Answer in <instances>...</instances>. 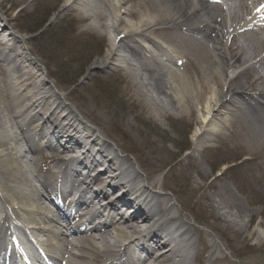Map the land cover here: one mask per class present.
Masks as SVG:
<instances>
[{
	"label": "bare ground",
	"instance_id": "obj_1",
	"mask_svg": "<svg viewBox=\"0 0 264 264\" xmlns=\"http://www.w3.org/2000/svg\"><path fill=\"white\" fill-rule=\"evenodd\" d=\"M73 6L108 33L111 47L97 68L124 69L155 115L163 110L166 117L168 106L188 116L198 111L195 151L227 138L241 156L246 150L243 165L264 153V0H66L57 16ZM8 52H0V258L37 264V254L38 264H47L42 247H34L37 237L57 264H96L98 254L109 255L108 264H232L212 237L193 230L192 240L165 179H155L160 167L137 172L93 117L58 98L32 63L24 61L30 69L23 73ZM72 191V201L65 199Z\"/></svg>",
	"mask_w": 264,
	"mask_h": 264
},
{
	"label": "rangeland",
	"instance_id": "obj_2",
	"mask_svg": "<svg viewBox=\"0 0 264 264\" xmlns=\"http://www.w3.org/2000/svg\"><path fill=\"white\" fill-rule=\"evenodd\" d=\"M65 3L66 0H0L2 29L14 34L3 36L10 42L0 43V52L9 51L26 75L30 69L26 63L32 59L41 79L47 81L48 87L54 86L56 96L93 117L109 139L115 138L124 148L128 159L135 162L134 168L139 166L137 172L160 167L155 179H165L169 188L166 192L174 195L170 197L173 208L192 227V240L197 238L193 234L196 230L212 237L230 263L264 264V190L260 188L264 181V153L243 165L241 162L248 158L246 150L241 156L227 138L216 139L206 152L195 151L192 133L198 111L188 116L168 106L166 117L163 110H157L158 115L151 112L147 97L140 96L135 79L124 69L96 67L111 47L108 33L94 27L86 14L75 12V6L57 16ZM11 37L16 41L14 48L24 57L10 52ZM134 41L152 50L141 38ZM23 62L27 67H23ZM2 66L5 64L0 62ZM191 78L196 85L193 72ZM207 96L204 94V102ZM195 106L197 109V103ZM16 145L25 149L20 141ZM222 152L226 154L224 158ZM40 170L41 175L48 177L44 168ZM205 184H211V188L199 190ZM233 204L235 209L229 207Z\"/></svg>",
	"mask_w": 264,
	"mask_h": 264
},
{
	"label": "snow or ice",
	"instance_id": "obj_3",
	"mask_svg": "<svg viewBox=\"0 0 264 264\" xmlns=\"http://www.w3.org/2000/svg\"><path fill=\"white\" fill-rule=\"evenodd\" d=\"M262 7H264V6H262Z\"/></svg>",
	"mask_w": 264,
	"mask_h": 264
},
{
	"label": "trees",
	"instance_id": "obj_4",
	"mask_svg": "<svg viewBox=\"0 0 264 264\" xmlns=\"http://www.w3.org/2000/svg\"><path fill=\"white\" fill-rule=\"evenodd\" d=\"M44 27V26H43Z\"/></svg>",
	"mask_w": 264,
	"mask_h": 264
}]
</instances>
